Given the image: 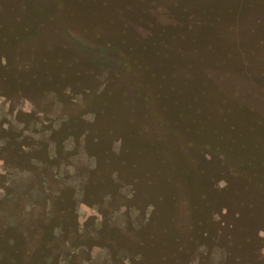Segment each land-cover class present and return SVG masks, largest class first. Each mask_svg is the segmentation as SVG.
Segmentation results:
<instances>
[{
  "label": "rangeland",
  "instance_id": "obj_1",
  "mask_svg": "<svg viewBox=\"0 0 264 264\" xmlns=\"http://www.w3.org/2000/svg\"><path fill=\"white\" fill-rule=\"evenodd\" d=\"M50 203L48 264H264V0H0V252Z\"/></svg>",
  "mask_w": 264,
  "mask_h": 264
},
{
  "label": "trees",
  "instance_id": "obj_2",
  "mask_svg": "<svg viewBox=\"0 0 264 264\" xmlns=\"http://www.w3.org/2000/svg\"><path fill=\"white\" fill-rule=\"evenodd\" d=\"M90 185H91L90 183L89 184L87 183V187H89ZM61 201L63 200H59V202ZM46 210H48V213H44V216L42 218H39L38 220L39 224L37 226V229L39 232V240L35 241V244H33L31 255H29L28 252H25L27 251L26 248L22 250L17 244L16 240L13 238V241H9L8 243L14 249V252L10 253L9 256H5L4 253L0 252L1 255L0 264H38V263L48 264L47 262L51 255L49 247H51V241L54 239L53 235H55V230H59L60 234H62L65 233V231L66 232L68 231V226L66 224H62L61 221L58 220L59 213L60 212L64 213V210L61 209V206L53 205L50 203V205L44 207L43 212H46ZM31 213L32 212L27 211L26 206H24L21 210L20 217L23 219V221H25L26 220L25 216L31 217L32 216ZM47 214L50 215L49 219H47ZM9 229L14 231L17 230L24 231V229H21L19 227V225H17L16 227H10ZM24 232L30 233V231H24ZM24 232L22 233L19 232L20 236L23 239L29 240L28 238H25L26 235L24 234ZM60 234H58V236L61 237ZM24 254L25 256L23 257ZM27 255L29 258L28 260L25 259Z\"/></svg>",
  "mask_w": 264,
  "mask_h": 264
}]
</instances>
